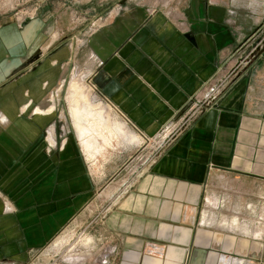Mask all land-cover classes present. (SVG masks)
Returning <instances> with one entry per match:
<instances>
[{"label":"crops","instance_id":"crops-1","mask_svg":"<svg viewBox=\"0 0 264 264\" xmlns=\"http://www.w3.org/2000/svg\"><path fill=\"white\" fill-rule=\"evenodd\" d=\"M221 3L190 0L179 20L126 9L87 47L74 51L73 42L54 37L49 56L20 79L0 81V261L47 246L95 196L72 125L60 138L54 128L56 142L47 138L59 105L41 109L66 66L85 53L88 78L108 106L158 147L108 196L103 226L117 242L119 264L261 263L264 240L234 225V232L213 227L201 215L215 174L264 181V48L241 59L263 33L253 32L260 18Z\"/></svg>","mask_w":264,"mask_h":264},{"label":"rangeland","instance_id":"rangeland-1","mask_svg":"<svg viewBox=\"0 0 264 264\" xmlns=\"http://www.w3.org/2000/svg\"><path fill=\"white\" fill-rule=\"evenodd\" d=\"M189 1L0 0V46L4 50V52L1 51V56H3L0 58V67L10 62L6 53H11L12 59L16 60L20 57L23 62L19 68V70H23L22 75L26 66L35 65L44 57L43 53L48 56L52 53V49L56 46L50 51L46 50L50 47L54 37H57L58 43L64 45L73 42L74 51H77L78 47L80 49L87 47V42L92 35L103 29L121 12L137 6L147 8L150 15L162 12L178 20L185 19L183 13L187 9ZM213 1L224 2L221 4L229 6L236 12L247 15L258 14L260 22L255 25L253 32L264 31V0ZM180 23L184 24L185 22L180 21ZM10 34L14 36V41L9 37ZM56 45L58 44L56 43ZM15 52L16 54H14ZM242 57L241 59H243ZM24 60L28 64L24 65ZM85 64V53H82L78 60L75 58L73 64L66 66L59 86L46 97L44 104L41 105L44 106L41 107L43 112L53 104L59 105L58 122L51 121L48 131H46L47 138L50 135L55 142L56 130L54 128L59 129L57 132L59 138L63 135L65 137V134L69 133L71 125L74 130L72 121L68 117L66 102L72 82L77 81L84 87L92 104L102 103L104 106L109 104L108 99L100 93L99 87L88 78L90 74H88L89 70ZM13 74L6 76L5 80H10ZM21 112L20 114H22ZM27 116L31 117L29 114ZM119 117L120 121L123 120L120 115ZM51 129H53V133L50 131ZM74 133L76 135L75 130ZM167 135L161 138H165ZM123 147L120 146L112 152L108 162L100 159L96 170L91 171V165L87 162L95 184V196L79 216L59 233L58 238L56 237L42 249L33 250L24 260L6 259L0 261V264H110L115 255V264H119L121 257L117 255V242L113 241L112 236L107 235L106 228L103 226V222L109 216L108 208L113 203L108 199L107 191L116 190L121 185L123 178L128 173H132L135 167L147 166L158 151V147L153 141L142 147L134 145ZM3 203L4 213L10 214L8 212L14 210L12 203L9 204L7 201ZM200 205L201 215L209 219L213 227L219 229L226 227L227 230L233 231L232 226L234 225L238 229L237 231L243 235H247L249 232L251 236L254 234L253 237L257 236V239L264 240V181L257 182L253 179L242 178L237 180L233 175L215 174L209 181ZM7 207L12 208L9 210ZM59 238L69 239L68 244L62 249L55 247V241ZM84 239H89L90 242H83ZM70 245L73 247L71 248ZM260 264H264V259Z\"/></svg>","mask_w":264,"mask_h":264},{"label":"bare ground","instance_id":"bare-ground-1","mask_svg":"<svg viewBox=\"0 0 264 264\" xmlns=\"http://www.w3.org/2000/svg\"><path fill=\"white\" fill-rule=\"evenodd\" d=\"M88 97L80 83L75 81L70 84L68 96L66 97L68 111L85 160L91 165V171L98 168L100 159L107 161L110 154L120 146L134 145L140 147L142 144L148 143L144 137L121 122L119 116L110 106H104L102 103L94 105ZM37 111L40 112V110ZM48 112L50 113L51 110ZM166 134L168 132L163 135ZM114 191H107L106 195L110 196ZM223 229H226V227ZM68 240L64 238L57 239L55 247L62 249L68 244ZM84 241L90 242L89 239H84Z\"/></svg>","mask_w":264,"mask_h":264},{"label":"flooded vegetation","instance_id":"flooded-vegetation-1","mask_svg":"<svg viewBox=\"0 0 264 264\" xmlns=\"http://www.w3.org/2000/svg\"><path fill=\"white\" fill-rule=\"evenodd\" d=\"M1 51L2 52H4V50H3V48L1 47L0 48V58L3 56H1ZM8 54V56H7V58H9L10 60V62H8V63H6L5 65H3V66H1L0 67V81H3V80H5V77L6 76H10V74L12 73H14L13 74V77L15 76L17 79H20L23 75H21V73L23 72V70H19V68L22 66V64H23V62L21 61V59H20V57H18L16 60H15V58L14 59H12V57H11V53H6V55ZM14 54H16V52L14 53ZM25 60H24V64H25ZM1 68H3V70H1ZM19 70V71H18ZM20 75H21V77H20ZM23 108H25L24 110H25V112L23 111V109H21L22 110V114L21 115H23V114H26L27 112H26V110L28 109V107H23ZM49 111V110H48ZM44 113H47V112H44ZM49 115V114H48ZM46 129H45V131H44V134H45V136H47V133H46Z\"/></svg>","mask_w":264,"mask_h":264},{"label":"water","instance_id":"water-1","mask_svg":"<svg viewBox=\"0 0 264 264\" xmlns=\"http://www.w3.org/2000/svg\"><path fill=\"white\" fill-rule=\"evenodd\" d=\"M263 40H264V31H263V33H261V35H259L256 38V40L252 43V46L247 50V52L243 55L242 58L243 59L246 58V56L249 55L253 49H256V50L260 49L261 50V48H264V41ZM253 56H258V55L256 54Z\"/></svg>","mask_w":264,"mask_h":264}]
</instances>
